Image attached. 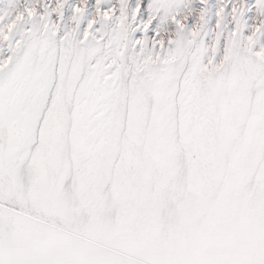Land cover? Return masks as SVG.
Here are the masks:
<instances>
[{"label": "snow or ice", "instance_id": "6c2138e0", "mask_svg": "<svg viewBox=\"0 0 264 264\" xmlns=\"http://www.w3.org/2000/svg\"><path fill=\"white\" fill-rule=\"evenodd\" d=\"M0 264H264V0H0Z\"/></svg>", "mask_w": 264, "mask_h": 264}]
</instances>
